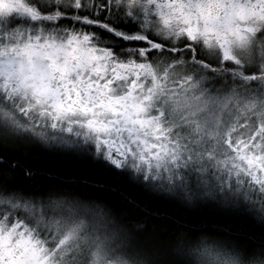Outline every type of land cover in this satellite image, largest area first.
<instances>
[{
    "label": "snow or ice",
    "instance_id": "snow-or-ice-1",
    "mask_svg": "<svg viewBox=\"0 0 264 264\" xmlns=\"http://www.w3.org/2000/svg\"><path fill=\"white\" fill-rule=\"evenodd\" d=\"M239 219L264 237V0H0V264H264Z\"/></svg>",
    "mask_w": 264,
    "mask_h": 264
},
{
    "label": "trees",
    "instance_id": "trees-1",
    "mask_svg": "<svg viewBox=\"0 0 264 264\" xmlns=\"http://www.w3.org/2000/svg\"><path fill=\"white\" fill-rule=\"evenodd\" d=\"M38 167L51 168L66 180L83 179L89 174V166L86 162L73 159L44 156L38 160ZM125 195L129 200L137 201L141 210H145L163 218H171L179 223L188 224L192 227H214L224 223V218L213 209H185L171 202L149 197L138 189L127 186H125ZM235 227L241 232L255 231L256 241L264 238L259 231V226L251 225L246 219L236 220Z\"/></svg>",
    "mask_w": 264,
    "mask_h": 264
}]
</instances>
